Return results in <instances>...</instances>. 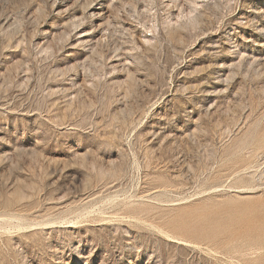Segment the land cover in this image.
Returning a JSON list of instances; mask_svg holds the SVG:
<instances>
[{"label":"rangeland","instance_id":"374dc122","mask_svg":"<svg viewBox=\"0 0 264 264\" xmlns=\"http://www.w3.org/2000/svg\"><path fill=\"white\" fill-rule=\"evenodd\" d=\"M0 264H264V0H0Z\"/></svg>","mask_w":264,"mask_h":264}]
</instances>
